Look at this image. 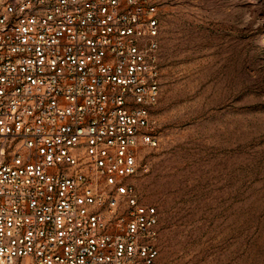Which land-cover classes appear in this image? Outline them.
<instances>
[{"label": "built area", "instance_id": "2783aa9c", "mask_svg": "<svg viewBox=\"0 0 264 264\" xmlns=\"http://www.w3.org/2000/svg\"><path fill=\"white\" fill-rule=\"evenodd\" d=\"M160 7L0 0V264H157Z\"/></svg>", "mask_w": 264, "mask_h": 264}, {"label": "rangeland", "instance_id": "374dc122", "mask_svg": "<svg viewBox=\"0 0 264 264\" xmlns=\"http://www.w3.org/2000/svg\"><path fill=\"white\" fill-rule=\"evenodd\" d=\"M157 145L132 180L157 264H264V0H161Z\"/></svg>", "mask_w": 264, "mask_h": 264}]
</instances>
